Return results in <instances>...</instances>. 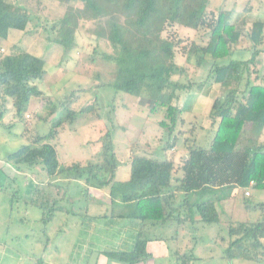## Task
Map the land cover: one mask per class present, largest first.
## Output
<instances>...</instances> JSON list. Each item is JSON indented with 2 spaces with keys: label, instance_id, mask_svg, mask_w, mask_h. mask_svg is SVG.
I'll return each mask as SVG.
<instances>
[{
  "label": "trees",
  "instance_id": "1",
  "mask_svg": "<svg viewBox=\"0 0 264 264\" xmlns=\"http://www.w3.org/2000/svg\"><path fill=\"white\" fill-rule=\"evenodd\" d=\"M54 1L66 9L52 27L56 30L53 42L64 52L78 45L76 18L88 15L85 17L104 20L103 33L99 37L108 43L112 52L104 53L102 58L113 66L111 81L106 86L114 89L113 97L123 93L147 101L150 116L166 114L169 125L163 120L157 124L166 135V145L161 144V149L174 147L176 137L173 136L177 134L175 129L180 115L203 89L215 83L220 85L221 92L212 100L207 115L213 136L206 145L193 141L185 147L180 178L173 176L174 165L170 160L133 156L129 178L123 183L114 180L117 162L109 129L100 131L97 139L100 151L88 163L59 164L51 144L59 130L84 117V124L96 121L88 107L74 109V92H71L60 103L61 114L51 123L47 134L37 133L30 143L21 145L4 158L6 164L18 171L23 166L39 167L47 179H52L51 183L35 185L29 199L31 207L64 212L69 197L67 184L82 181L89 186L94 182L101 187L109 186L111 203L119 199L122 210L117 218L139 220L144 225L145 222L163 223L173 215L184 214L185 219L197 216L201 223L213 224L220 220L217 205L231 200L234 190L237 194L246 189L264 191V141H261L264 135V74L262 85H249L244 102L237 100L241 86H247V80L242 82L248 66L259 53L256 48L263 38L264 22L249 18L251 27L246 37L252 43L251 59L225 61L231 47L243 35V28L231 23L232 12L221 11L215 15L208 11L209 0H79L82 9H74L70 0ZM32 19L26 7L0 0V39H7L10 31L23 32L22 38L25 37ZM167 26L178 33L180 30L184 39L190 40L181 57L175 50L183 39L179 37L180 40L174 42L163 38L161 34ZM199 30L208 38L203 46L192 37ZM44 66L42 56L15 45L10 52L0 55V90L11 102L16 119L23 118L31 97H41L35 82L44 78ZM205 67H208L207 75L196 82L195 70ZM182 98L185 109L184 105L179 109L175 104ZM3 116L4 108L0 111V125ZM48 139L50 142H46ZM101 166L109 171L108 179L102 182L97 178ZM177 194H182V202L172 208L171 201ZM256 206L263 214L256 221L228 224L230 241L224 251L226 258L259 260L264 242V203L254 204L245 197V211L252 212ZM148 242L139 232L130 251L105 252L104 255L126 264L139 263L149 257Z\"/></svg>",
  "mask_w": 264,
  "mask_h": 264
},
{
  "label": "rangeland",
  "instance_id": "2",
  "mask_svg": "<svg viewBox=\"0 0 264 264\" xmlns=\"http://www.w3.org/2000/svg\"><path fill=\"white\" fill-rule=\"evenodd\" d=\"M18 1L32 13L33 18L29 25V33L21 38L22 40L27 39V47L24 49L41 54L46 65L45 77L38 82V88L42 95L39 98L33 97L29 100L21 120L16 119L11 102L3 96L0 90V111L4 108L3 124L0 125V264H36L40 260L48 264L50 255L53 254V247H62L61 251L64 252L65 247H75L78 244V228L74 226L78 220H72L73 222L68 220L67 225H65L66 218L64 220L62 212L41 211L31 207L29 199L37 181L46 184L47 181L44 182L45 180L51 183L53 182L52 179H47L39 167L28 169L23 166L18 171L4 162L5 156L21 145L30 143L37 133L38 135L47 134L52 126L51 123L54 122L58 114H61L60 103L71 92H74V109L79 110L88 107L91 110L90 115H94L96 121L95 123L93 121L88 122V124L93 123L89 132L84 127L87 125L83 123L86 121L85 117L63 126L59 130L57 137L51 144L55 147L61 166L70 164L72 156L74 158L80 156L78 143L84 145L88 150H94L93 147L97 142L96 133L98 130L101 131L100 128L103 125L106 128L102 130L109 128L113 143H116L117 138L114 131L119 128V123H117L115 116L119 112L117 111L119 107L122 109L118 116L122 122V127H124L128 122H125L123 115L135 107L148 108V103L141 98L138 100L131 96L122 95L123 93H118L113 97L114 89L111 86H106L111 81L113 66L102 58L104 53L112 52L108 43L99 37L103 33V19L86 18L85 16L88 15H81L76 18L75 38L78 45L70 51L64 52L60 45L53 42L56 37V30L52 27L63 16L66 11L65 7L54 0ZM69 3L74 9H82L83 7L79 0H70ZM16 33V31H12L8 39H0V49L4 50L3 52L0 51V55H4L6 51L7 53L10 52L11 44L9 41L15 40ZM161 35L163 38H170L174 42L180 38L183 39L180 40L182 44L178 45L175 50L178 57H181L182 50H185L187 45L189 46L190 40L186 41L180 30L178 33L167 26ZM192 37L193 40L198 39L197 35ZM20 44L21 42L17 45ZM204 69L205 72L194 77L196 82L203 80L207 75L208 67ZM137 108L134 113L138 110ZM204 115L205 112L203 111L200 115L201 118L196 116L189 120L185 127L184 122L182 124L181 121L177 123L175 129L177 134L173 136L176 137L174 138L176 141L174 146L182 144V140H184V146L180 150H184L193 141L199 145H206V136L209 134L207 132H209L211 122L207 118H203ZM165 116L166 114L163 112L154 118L156 121L163 120L169 125V120ZM99 119L103 124L97 121ZM198 125L202 126L205 131L207 130L205 132L202 129V134L199 137L196 134L197 131L194 130V127L196 128ZM124 134L131 136L132 131ZM161 137L160 147L161 144L166 145L165 133L161 132ZM261 141L263 142L264 139L261 138ZM46 142H50V139ZM123 146L117 145V147ZM67 155L71 156L70 160L67 159ZM99 169L98 180L102 182L108 179L109 171H105L103 166ZM57 183L60 184L59 181ZM72 185H76L75 188H71ZM71 186L69 188L71 198L74 201L82 198V194L76 193V188L81 186L79 182H73ZM245 192H248L249 196H246ZM259 195L260 191L246 189L239 192L230 201L217 205V210L220 211L218 223L187 224L183 229L177 228L178 230L170 235H167L169 232L167 230L166 236L164 235L165 245L174 246L172 247L174 249L179 247L183 254H193V256L199 257V260L194 261L193 264H258L247 261L228 263L221 256L229 241L228 224L244 220V212H249L244 209L245 197L255 204L259 201ZM256 207L250 217L252 219L256 217L257 220L263 214L259 211L261 209ZM80 240L82 241L83 238L81 237ZM45 247H47L46 256L48 255V258L44 256L41 259L37 252L41 248L45 249ZM157 254H160V251H157Z\"/></svg>",
  "mask_w": 264,
  "mask_h": 264
},
{
  "label": "crops",
  "instance_id": "3",
  "mask_svg": "<svg viewBox=\"0 0 264 264\" xmlns=\"http://www.w3.org/2000/svg\"><path fill=\"white\" fill-rule=\"evenodd\" d=\"M9 2L23 6V4L19 3L18 0H9ZM207 10L211 11L215 15L221 11L232 12V20H235L237 16L238 18L235 20V23H233L231 20V23L237 28H243V35L239 39L238 43L231 47V53L229 57L225 59V61L250 60L253 48L252 43L246 37L247 31L251 27L249 18L253 17L259 21L264 22V0H209ZM11 32L12 31L9 32L8 37L10 36ZM16 32L17 33L15 34V40L13 42L9 41L11 47L14 45L21 49L27 47V39H21L23 36V32ZM204 34L205 33H203L202 31L194 33V35H197L198 38L197 40L194 39L196 40L195 42L202 46L207 43L208 39L207 36H204ZM262 37L263 38L260 44L256 48L259 53L254 58L253 63L248 66V71L244 75L242 83L247 80V86L244 85L240 88L241 94L237 99L240 103L244 102V98L246 95L245 92L249 85H262V76L264 74V25L262 29ZM20 42L21 44L17 45ZM0 51L3 52L4 50L0 49ZM25 51L36 56H42L41 54L28 49H25ZM5 54H7V51ZM201 72H205V69L200 68L197 71L195 70V76L197 74H201ZM35 85L38 88L39 83L35 82ZM219 92L220 85L211 83L208 87L201 91V94L198 95L196 100H194L191 104H188L187 110H184L186 107L182 100L176 102L175 104L179 109H181L184 105V111L180 115L181 124L182 122H184L185 127L189 120L194 119L196 116L198 118H201L200 115H202L203 111L205 112L203 118H207L210 110V108L208 109V107H211L212 100L219 96ZM137 99L140 100L139 98ZM207 103L208 106H206ZM136 108L137 107L130 109V111L133 110L132 112L129 111L125 114L123 113L124 115L122 114L124 116L123 119L125 120V122H128V124L124 127H122V122L120 121L118 116V113L120 114L122 107L118 108L119 110L117 111L119 112L116 113L115 116L117 123H119V128L114 131L116 133L117 141L116 143H113L114 156L117 162L114 179L115 182L123 183L128 180L130 163L133 156H144L160 161L170 160L174 165L173 176L176 178H180L182 176V173L180 171V162L181 158L184 157L185 148L184 150L180 149L184 146V140L181 139L182 144H180L179 146H177L176 144V146L172 148L161 149V147L159 146L162 138L161 130L157 125L159 120L156 121L154 116L149 115L148 108L145 107L144 109V107L139 106L136 113H134V110ZM205 108H207L208 111H206L207 109L205 110ZM97 121L99 123H102L100 119ZM135 121H137V124H135ZM93 123H95V121ZM93 123L88 124L87 122V125L84 126L87 132L92 129ZM105 128L106 127L103 125V127L100 129L102 130ZM202 129L204 128H202V126L200 125H198L196 128L194 127V130L197 131L196 134L198 135V137L202 134ZM130 130L132 131L131 136H127L124 134L129 132ZM152 130L155 131L153 132ZM207 133L209 134L206 136L207 138H205L207 140L206 142L208 143L213 136V130L210 129ZM96 134V137L98 139V136L100 135L99 130ZM261 138L264 139V135ZM119 144L124 146L117 147V145ZM77 146L79 148L80 156L75 155L76 158L72 156L71 159V156L67 155V159H71V162L68 165H71L73 163H81V165L86 164L91 160L93 155L95 156L100 151V144L98 141L95 142V146L93 147L94 150L86 149V147L84 145H81V143H78ZM46 181L48 180H45L44 182ZM73 182H79L81 186H77L78 188H76V193H80L83 195L81 196L82 198H78L75 201L71 198L69 191V188ZM75 186L76 185H72L71 188H75ZM67 188L69 197L65 203L66 209L64 212H62V214L64 215V220L66 218L65 225H67L68 220H78L77 223L74 224V226L78 228L79 240H77L78 244L75 247H65L64 252L61 251L62 247H53V254L50 255V261L48 262V264H126L117 260L109 259L104 255V253L130 251L139 232H142L149 241L147 244V253L149 254V257L146 260L135 264H193L194 261L199 260V257H195L193 256V254H183L180 251L179 247H176L174 249L172 248L174 246L168 247L164 243V235L166 236L167 230L169 231L167 235H170L174 231H177L179 228L183 229L187 224L193 225L195 223H201L197 216H193L191 219H185L184 214L179 215V213V217L173 215L171 220L163 223L145 222L144 225H141V222L139 220L117 218V214H119L122 210V204L119 202V199L115 200L114 203H111L109 197V186L101 187L94 182H91L89 186H86L82 181H71L67 184ZM237 193L238 191L234 190L231 199L237 196ZM182 199V194H177L175 196V199L171 201L172 208L178 207L182 202ZM257 203H264V191H260L259 201H257ZM251 213V211L244 212V220H248L249 222L256 221V217H253V219L250 217ZM180 226L183 227L181 228ZM81 237L83 238L82 241L80 240ZM43 248H41V250H38L37 252V254L40 255L41 259H43V257L47 254V247H45V249ZM226 248L223 250V255L221 256L222 259H224L225 261L227 260L228 263L241 261L230 260L226 258L224 252ZM157 251H160V254H157ZM45 258H48V255ZM255 263L264 264V242L263 248L260 251L259 260ZM36 264H45V262L43 260H40L37 261Z\"/></svg>",
  "mask_w": 264,
  "mask_h": 264
},
{
  "label": "built area",
  "instance_id": "4",
  "mask_svg": "<svg viewBox=\"0 0 264 264\" xmlns=\"http://www.w3.org/2000/svg\"><path fill=\"white\" fill-rule=\"evenodd\" d=\"M245 195H246V196H249V193L246 192Z\"/></svg>",
  "mask_w": 264,
  "mask_h": 264
}]
</instances>
